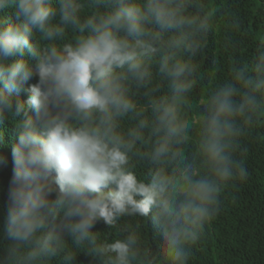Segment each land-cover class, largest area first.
<instances>
[{"label":"clouds","instance_id":"1","mask_svg":"<svg viewBox=\"0 0 264 264\" xmlns=\"http://www.w3.org/2000/svg\"><path fill=\"white\" fill-rule=\"evenodd\" d=\"M213 29L200 0H0V125L15 127L0 264H157L139 232L94 230L125 217L151 226L165 264H190L264 120V39L189 115Z\"/></svg>","mask_w":264,"mask_h":264},{"label":"trees","instance_id":"2","mask_svg":"<svg viewBox=\"0 0 264 264\" xmlns=\"http://www.w3.org/2000/svg\"><path fill=\"white\" fill-rule=\"evenodd\" d=\"M203 11L213 17L214 29L205 41V47L195 58L200 75L191 93L189 115L195 116L201 101L214 82L228 75L230 63L234 59L250 60L256 43L264 39V0H200ZM7 15L12 18L11 9ZM38 82L33 76L29 85ZM160 84L157 79L153 87ZM27 89V86H25ZM25 90L18 96L27 99ZM138 110L148 112V106L139 98ZM136 117L130 115L122 121V129L135 125ZM4 130V143L0 155L6 162L0 164V239L7 202V189L12 176V141L15 127L9 120L0 125ZM243 158L248 179L229 187L223 197L221 210L211 224L206 227L201 240L193 247L190 264H264V120L254 126L241 140ZM139 174L145 175V161H134ZM94 230L102 238L111 239L134 230L140 233L141 251L145 255L157 257V264H165L160 253L159 241L154 237L151 226L137 217H125L114 227L103 222ZM6 241L0 242V254ZM76 264H97L86 254L77 257Z\"/></svg>","mask_w":264,"mask_h":264}]
</instances>
